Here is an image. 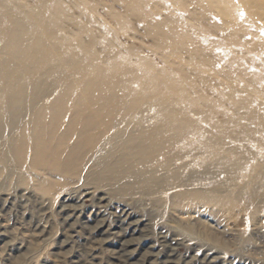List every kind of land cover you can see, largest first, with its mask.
I'll use <instances>...</instances> for the list:
<instances>
[{
    "label": "rangeland",
    "instance_id": "obj_1",
    "mask_svg": "<svg viewBox=\"0 0 264 264\" xmlns=\"http://www.w3.org/2000/svg\"><path fill=\"white\" fill-rule=\"evenodd\" d=\"M252 15L240 6L231 21L208 0H0V47L19 19L26 33L13 69L32 77L54 66V74L74 82L59 89L69 94L90 76L117 83L127 98L124 109H136L122 120L126 127L148 117L157 128L186 122L224 127L236 108L264 116V18ZM7 48L8 60L14 46ZM235 123L259 126L245 118ZM254 135L264 139L262 132ZM228 145L255 149L253 141ZM257 168L245 160L231 171L248 175ZM26 170L27 163L0 178V264H210L205 256L217 264H264V229L248 239L254 228L249 211L230 217L186 201L183 214L170 210L169 199L159 209L143 199L120 201V195L108 204L107 195L80 191L67 202L71 186L63 179L52 178L61 185L43 192L38 176L23 178ZM75 203L82 205L76 209ZM135 218L144 230L115 234ZM177 218L190 219L192 228L211 227L228 246H216Z\"/></svg>",
    "mask_w": 264,
    "mask_h": 264
},
{
    "label": "bare ground",
    "instance_id": "obj_2",
    "mask_svg": "<svg viewBox=\"0 0 264 264\" xmlns=\"http://www.w3.org/2000/svg\"><path fill=\"white\" fill-rule=\"evenodd\" d=\"M237 1L208 0L231 21L240 6L264 18V0ZM25 33V26L14 20L0 47V178L10 168L27 163L23 178L38 176L41 191L60 183L70 185V196L64 198L67 202L72 193L84 192L104 200L107 195L108 204H112L108 198L120 195V201L143 199L145 204L163 209L169 199L170 210L179 212L184 202L194 201L224 210L230 217L249 211L254 225L249 240L264 229V139L254 135L264 133V116L250 111L244 114L236 108L224 127L212 124L200 129L186 122L157 128L148 122L149 117L144 124L126 127L122 120L136 109L133 104L124 109L127 98L118 92L122 87L117 83L90 76L80 82L77 92L69 94L59 89L66 84L73 88L74 82L66 83L61 74H54V66L32 77L13 69L11 63L20 57ZM10 44L14 49L7 60L4 57ZM236 118L254 120L259 126H236ZM230 141H253L255 149L236 151L234 144L228 145ZM245 160L258 168L248 175L232 174L231 167ZM52 178L63 180L58 183ZM173 190L175 195L169 194ZM71 205L77 209L82 204ZM123 213L128 216L130 211L126 208ZM176 222L194 233L200 230L216 246H228V241L207 225L197 229L192 228L196 225L190 219L177 218ZM142 225V220L135 218L127 227L121 223L115 234L123 237L130 228L144 230ZM127 244L124 239L121 246ZM153 247L148 248L151 251ZM205 257L210 264L218 263L215 257Z\"/></svg>",
    "mask_w": 264,
    "mask_h": 264
}]
</instances>
